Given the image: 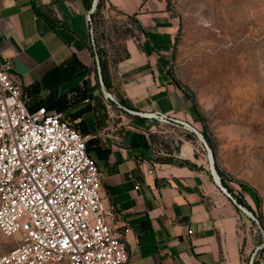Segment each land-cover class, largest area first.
Masks as SVG:
<instances>
[{"label":"crops","instance_id":"0c3cea01","mask_svg":"<svg viewBox=\"0 0 264 264\" xmlns=\"http://www.w3.org/2000/svg\"><path fill=\"white\" fill-rule=\"evenodd\" d=\"M84 0H0V63L20 83L30 110L61 112L89 138L86 151L102 172L101 194L128 264H245L251 224L221 193L206 168L149 159L124 143L94 90ZM105 20L130 21L120 53L99 38L110 89L133 108L168 115L186 104L167 76L175 20L157 0H102ZM94 40V39H93ZM94 42V41H93ZM108 47V48H107Z\"/></svg>","mask_w":264,"mask_h":264},{"label":"rangeland","instance_id":"374dc122","mask_svg":"<svg viewBox=\"0 0 264 264\" xmlns=\"http://www.w3.org/2000/svg\"><path fill=\"white\" fill-rule=\"evenodd\" d=\"M157 1L176 26L166 74L187 103L160 115L182 123L160 115L138 120L106 100L110 120L142 133L156 158L186 159L209 172L212 157L220 184L241 197L253 214L248 218L251 254L264 240V0ZM97 19L99 29L107 30L99 38L120 53L130 21L119 15ZM104 53L105 61L110 59ZM91 75L94 90L102 96L95 66ZM108 86L121 103L124 99Z\"/></svg>","mask_w":264,"mask_h":264},{"label":"built area","instance_id":"2783aa9c","mask_svg":"<svg viewBox=\"0 0 264 264\" xmlns=\"http://www.w3.org/2000/svg\"><path fill=\"white\" fill-rule=\"evenodd\" d=\"M88 138L61 112L30 110L0 63V264H128Z\"/></svg>","mask_w":264,"mask_h":264},{"label":"water","instance_id":"95a60500","mask_svg":"<svg viewBox=\"0 0 264 264\" xmlns=\"http://www.w3.org/2000/svg\"><path fill=\"white\" fill-rule=\"evenodd\" d=\"M97 4H98V0L92 1L91 9L88 10L87 19H90L91 13L95 11ZM92 35H93V31H92V29H90L91 45H92L93 49H95ZM94 66H95V70H96V78H97L99 90H100L102 97L105 100L115 103L117 108H119L120 110H122L123 112H125L126 114H128L130 116H133V117L135 116V117H139V118H158V116L160 114H158L156 112H142V111H138V110H133V109H130V108L122 105L121 103L116 102L114 97L112 96V94L107 90L106 85L103 81V77H102V73H101V67H100V63H99V59H98L97 54H94ZM160 116H162V115H160ZM162 117H164L165 119L171 120L177 124L182 123L181 121L176 120V119H172V118H169L166 116H162ZM190 129L192 131H194V133L199 138H201V134L196 129H194L192 126H190ZM124 143L128 146H131L132 148L137 149L139 152H141L142 154H144L148 157H152V155H153V153L150 149V145L148 143V140L142 133H138V132L128 130L124 135ZM209 164H210L209 173H210L212 179L214 180L215 184L217 185V187L221 191V193L234 205V207L241 214H243L247 218L253 219L252 212L249 211L247 208H245L242 204L238 203L236 198L231 193L227 192L223 188V186L220 184L213 159L210 156H209ZM263 248H264V240L261 244L256 246L254 251L250 254L249 259L247 261V264H253L255 254Z\"/></svg>","mask_w":264,"mask_h":264},{"label":"trees","instance_id":"16d2710c","mask_svg":"<svg viewBox=\"0 0 264 264\" xmlns=\"http://www.w3.org/2000/svg\"><path fill=\"white\" fill-rule=\"evenodd\" d=\"M92 1L93 0H84V3H85V6H86V9L87 10H90L91 9V6H92ZM101 7H102V0H98V4L96 6V9L94 12L91 13V16H90V21H89V29H92L93 32H95L96 28H97V25H98V17H102L101 15ZM130 29H128L127 31L129 32ZM94 40V46H95V49H93V47L91 48L92 50V53L93 55L94 54H97L98 56V59H99V63H100V67H101V73H102V77H103V81L104 83L106 84L107 88L109 89V84L107 83V74H106V61L105 59L103 58L102 56V52L104 51L103 48H99L98 45H97V38L94 37L93 38ZM110 104L113 105V103L111 101H109ZM121 103L122 105L130 108V109H133V110H136L135 108H133L132 106H130L129 103H127L125 100H121ZM120 110V109H119ZM122 111V110H121ZM123 112V111H122ZM125 113V112H123ZM126 114V113H125ZM128 115V114H127ZM130 116V115H128ZM133 117V116H132ZM135 119H138V120H142L144 118H139V117H133ZM211 146V145H210ZM141 155L149 158V159H152V157H148L144 154L141 153ZM155 161H158V162H162V163H170V164H175V165H178V166H186L188 168H194V169H197L198 167L192 163V162H189V160H186V159H182V160H173L171 158H156L155 157ZM219 173V171H218ZM222 184L227 187L225 185V182L224 180L222 179L221 180ZM228 191L233 195V192L228 188ZM236 200L238 201V203L242 204L243 206H246L248 208V205H246V203L244 202V200L241 198V197H238L236 195H234ZM261 221V219H260ZM261 224L263 226V229H264V224L263 222L261 221ZM253 264H255V262H253Z\"/></svg>","mask_w":264,"mask_h":264}]
</instances>
